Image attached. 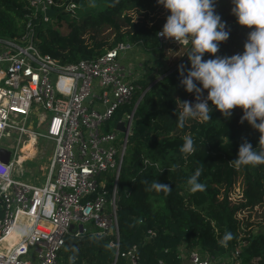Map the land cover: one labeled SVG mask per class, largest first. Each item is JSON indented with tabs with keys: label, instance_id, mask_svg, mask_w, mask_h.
Here are the masks:
<instances>
[{
	"label": "trees",
	"instance_id": "16d2710c",
	"mask_svg": "<svg viewBox=\"0 0 264 264\" xmlns=\"http://www.w3.org/2000/svg\"><path fill=\"white\" fill-rule=\"evenodd\" d=\"M65 1L75 3V12L57 8L51 16L65 20L64 31L42 21L41 13L32 22L39 51L61 63L93 58L116 42H128L145 52H161L156 32L166 23L170 12L157 0H95V8L86 7L89 0ZM214 3L216 14L226 22L230 33L227 41L220 42L216 55L242 54L252 29L237 23L232 14V0H214ZM26 5L27 0H0L1 38H13L23 32ZM129 11L141 18L134 21ZM103 30H108L112 38L109 34L99 35ZM213 58L208 53L203 57ZM181 64L185 65L186 75L191 67L188 59L167 68L152 84L144 77L136 80L140 90L133 101L141 90L147 89L132 114L116 185L119 250L135 245L139 264H179L177 247L183 242L188 249L214 256H228L238 250L237 264H264V229L241 237L240 222L235 217L238 211L250 209L264 199V165L237 169L229 164L237 158L244 140L256 149L260 133L247 121L240 123L241 108H235L232 116L225 119L211 101L208 102L213 109L210 121L192 119L178 127L176 113L181 110L180 102L195 96L180 83ZM132 102L128 103L129 107ZM118 119L114 116L113 124ZM186 135L194 139L197 148L187 159L179 151ZM197 167L202 169L200 182L206 185V190L193 194L188 190L187 179ZM236 178L241 183V200L233 203L228 193ZM153 180L169 185L171 193L146 191ZM148 230L154 235L149 236ZM226 231L234 235L227 248L218 243ZM72 247L78 248L74 264H104L113 258L107 238L83 234L65 239L57 252L58 264H69L68 257L74 254Z\"/></svg>",
	"mask_w": 264,
	"mask_h": 264
},
{
	"label": "built area",
	"instance_id": "2783aa9c",
	"mask_svg": "<svg viewBox=\"0 0 264 264\" xmlns=\"http://www.w3.org/2000/svg\"><path fill=\"white\" fill-rule=\"evenodd\" d=\"M26 8L23 32L0 37V139L14 141L0 147L8 151L7 162L0 160V243L4 244L0 264H58L57 252L65 237L83 234L109 237L113 258L108 264H139L135 245L119 250L116 220V185L130 123L119 142L115 124L126 123L129 113L114 123L113 131L107 126L101 129L140 90L136 73L121 62L122 53L136 46L116 42L93 58L61 63L39 51L32 22L38 13L48 21L51 16L43 15L47 8L73 14L75 3L27 0ZM162 28L156 32L162 57L176 58L175 63L188 59L190 45L158 36ZM32 117L41 131L25 126ZM30 137L53 143L41 185L12 173L20 163V148ZM107 170L111 175L105 181L102 173ZM18 227L30 229L29 234H14ZM238 254L234 250L228 256H214L190 248L178 258L179 264H237Z\"/></svg>",
	"mask_w": 264,
	"mask_h": 264
},
{
	"label": "clouds",
	"instance_id": "9594fccd",
	"mask_svg": "<svg viewBox=\"0 0 264 264\" xmlns=\"http://www.w3.org/2000/svg\"><path fill=\"white\" fill-rule=\"evenodd\" d=\"M157 3L170 12L157 35L183 47L190 45L187 56L191 67L185 75V65L179 66L180 83L186 92L195 93L196 102H180L181 110L176 113L178 127L182 128L186 121L192 119L210 121L213 109L209 101L225 119L232 116L235 108H241L240 123L247 121L260 133L258 147L253 149L252 144L244 140L237 158L229 164L237 169L264 165V0H232V14L237 23L252 30L243 53L231 57L216 55L220 42L227 41L230 33L226 30V22H222L215 12L214 0H157ZM88 7L95 8V0H89ZM205 53L215 58L204 60ZM205 90L206 97L203 96ZM179 151L185 159L194 155L197 151L194 139L184 136ZM201 174L202 169L197 167L187 179L188 190L193 194L206 190V185L200 182ZM143 183L148 184V181ZM145 190L170 194L172 188L153 180ZM15 231L26 236L30 229L18 227ZM233 239V233L226 231L218 243L227 248ZM65 251L69 248L66 247ZM71 251L74 254L68 260L69 264H74L78 248L72 247Z\"/></svg>",
	"mask_w": 264,
	"mask_h": 264
},
{
	"label": "rangeland",
	"instance_id": "374dc122",
	"mask_svg": "<svg viewBox=\"0 0 264 264\" xmlns=\"http://www.w3.org/2000/svg\"><path fill=\"white\" fill-rule=\"evenodd\" d=\"M87 8L88 5L86 6ZM79 13L80 11H76ZM133 18L134 21H136L138 18H141V16H137L134 12H128ZM48 25L53 26L58 31H64L66 27V22L63 18L59 17H51L49 18L48 22H46ZM109 34L108 30H103L99 33L101 36H106ZM112 34H109V38H112ZM136 51L134 54L132 52ZM179 52V51H176ZM134 55V57H133ZM162 52L158 51H151V52H145L141 50L138 47L132 48L131 51L127 50L122 53L121 56V62L126 68H130L134 74L136 73V77L146 79V82H149L152 84L155 80H157L166 70L167 68L170 69L173 65H175L176 58L167 59L162 57ZM149 84V85H150ZM147 87L145 88V90ZM142 91V90H141ZM139 96V95H138ZM203 96H207V91L205 90L203 93ZM138 97H136L133 101L132 98V106L136 102ZM187 101H191L192 103H195V96L192 98H189ZM129 104L122 105L118 108L115 116L117 118L121 119L123 117V113L130 111L131 107H129ZM25 126L29 127L31 129H35L37 131H41L40 129L35 127V119L27 118L25 122ZM104 126H107V129L109 131L114 130V124L113 120H109L105 123V125H101V129L104 128ZM117 142L120 141L122 137V133L115 132ZM11 135V133H10ZM33 137H30L20 148V156H27V153H29L30 150L33 152V156L25 157L19 165H17L14 170L12 171L13 175L16 177H20L24 181L31 182L35 185H41L45 176V171L47 168V163L49 161L51 152H52V142L46 138L38 137L35 138V141ZM14 141L11 140L8 137H2L0 139V147L5 145H13ZM13 148V146H11ZM12 150V149H11ZM19 157V156H18ZM103 176H105V181H107L108 176L111 175V170H107L105 173H102ZM228 198L231 202L236 203L239 200H241V183L240 179L236 178L235 182L233 183L229 193ZM105 209H108V206L106 205ZM1 215V212H0ZM235 217L240 222V232L239 236H244L245 233H254L255 231H262L264 229V199L259 202L258 204L254 205L250 209L240 210L235 214ZM69 235L65 237L66 240H69ZM109 239V237H107ZM3 244V242H2ZM178 256H185L187 252V247L182 242L177 247ZM195 249V248H194ZM197 250V249H196ZM104 264H108V262H105Z\"/></svg>",
	"mask_w": 264,
	"mask_h": 264
},
{
	"label": "water",
	"instance_id": "95a60500",
	"mask_svg": "<svg viewBox=\"0 0 264 264\" xmlns=\"http://www.w3.org/2000/svg\"><path fill=\"white\" fill-rule=\"evenodd\" d=\"M55 13V10L54 9H44L43 10V15L44 16H52L53 14ZM144 93V92H143ZM142 93V94H143ZM141 94V95H142ZM139 99L136 100V102L133 104L132 108H131V111L129 112V118L127 119L126 123H124L123 121H118L116 124H115V129L119 132H121L123 134V136H125L124 134L126 133V128L128 126V124L130 123V120H131V117H132V114L134 112V109L138 103ZM0 160L4 163L7 162L8 160V151L5 150L4 148H0ZM72 225L69 226V229H71Z\"/></svg>",
	"mask_w": 264,
	"mask_h": 264
},
{
	"label": "bare ground",
	"instance_id": "6f19581e",
	"mask_svg": "<svg viewBox=\"0 0 264 264\" xmlns=\"http://www.w3.org/2000/svg\"><path fill=\"white\" fill-rule=\"evenodd\" d=\"M28 156H33L32 150H30L29 153H27V156H19V157H17V162H21L25 157H28ZM14 234L17 235V232L15 231ZM0 251H4V245L3 246L0 245Z\"/></svg>",
	"mask_w": 264,
	"mask_h": 264
},
{
	"label": "crops",
	"instance_id": "0c3cea01",
	"mask_svg": "<svg viewBox=\"0 0 264 264\" xmlns=\"http://www.w3.org/2000/svg\"><path fill=\"white\" fill-rule=\"evenodd\" d=\"M135 52H136V51L132 52V54H134ZM133 57H134V55H133ZM34 141H35V139H34ZM34 141H33V142H34ZM52 146H53V144H52ZM0 245L3 246L4 244L1 243Z\"/></svg>",
	"mask_w": 264,
	"mask_h": 264
}]
</instances>
